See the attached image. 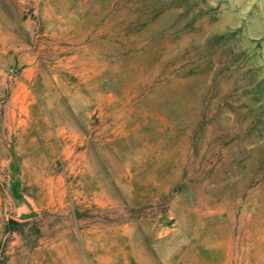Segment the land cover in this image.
Segmentation results:
<instances>
[{
    "label": "rangeland",
    "instance_id": "374dc122",
    "mask_svg": "<svg viewBox=\"0 0 264 264\" xmlns=\"http://www.w3.org/2000/svg\"><path fill=\"white\" fill-rule=\"evenodd\" d=\"M0 264H264V0H0Z\"/></svg>",
    "mask_w": 264,
    "mask_h": 264
}]
</instances>
